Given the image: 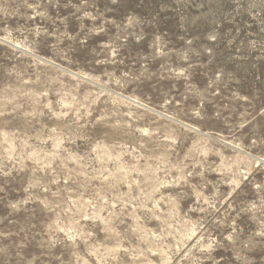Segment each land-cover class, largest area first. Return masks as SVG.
<instances>
[{"label":"rangeland","instance_id":"obj_1","mask_svg":"<svg viewBox=\"0 0 264 264\" xmlns=\"http://www.w3.org/2000/svg\"><path fill=\"white\" fill-rule=\"evenodd\" d=\"M0 264H264V0H0Z\"/></svg>","mask_w":264,"mask_h":264},{"label":"trees","instance_id":"obj_2","mask_svg":"<svg viewBox=\"0 0 264 264\" xmlns=\"http://www.w3.org/2000/svg\"><path fill=\"white\" fill-rule=\"evenodd\" d=\"M121 6L116 7V9L114 10L117 14L121 13V10H118Z\"/></svg>","mask_w":264,"mask_h":264}]
</instances>
